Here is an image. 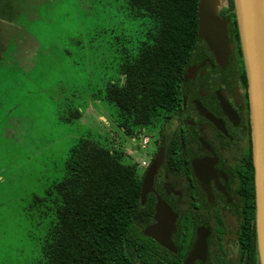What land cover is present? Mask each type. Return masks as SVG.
Returning <instances> with one entry per match:
<instances>
[{"label":"rangeland","instance_id":"374dc122","mask_svg":"<svg viewBox=\"0 0 264 264\" xmlns=\"http://www.w3.org/2000/svg\"><path fill=\"white\" fill-rule=\"evenodd\" d=\"M130 11L125 0H0L2 40L22 29L15 51L9 47L0 59V264L40 261L56 184L80 139L123 162L150 155L143 139L157 140L163 112L124 132L106 95L144 39Z\"/></svg>","mask_w":264,"mask_h":264},{"label":"flooded vegetation","instance_id":"af4514ba","mask_svg":"<svg viewBox=\"0 0 264 264\" xmlns=\"http://www.w3.org/2000/svg\"><path fill=\"white\" fill-rule=\"evenodd\" d=\"M218 14L228 20L227 63L220 65L198 37L179 85L180 101L163 113L157 140L147 138V166L159 149L162 159L140 200L147 219L139 229L147 240L139 243L141 252L132 250V264H183L198 239L203 244L191 264H260L248 80L233 0H221ZM21 30L7 33L5 41L0 36V59L9 47L15 51ZM158 199L174 224L165 243L143 233L155 222Z\"/></svg>","mask_w":264,"mask_h":264},{"label":"trees","instance_id":"16d2710c","mask_svg":"<svg viewBox=\"0 0 264 264\" xmlns=\"http://www.w3.org/2000/svg\"><path fill=\"white\" fill-rule=\"evenodd\" d=\"M125 2L145 35L135 55L122 64L121 83L106 89L124 118V132L131 122L152 124L160 112L178 104L183 72L199 41L198 0ZM141 179L137 164L123 162L96 141L80 139L56 184L55 219L38 264H132V250L141 252L139 243L147 240L139 229L147 219L141 212Z\"/></svg>","mask_w":264,"mask_h":264},{"label":"water","instance_id":"95a60500","mask_svg":"<svg viewBox=\"0 0 264 264\" xmlns=\"http://www.w3.org/2000/svg\"><path fill=\"white\" fill-rule=\"evenodd\" d=\"M240 48L248 80L254 178L256 194V238L259 263L264 264V0H233ZM221 0H198L197 35L213 52L215 60L222 66L227 63L231 43L227 36L226 18L218 14ZM162 159L159 149L146 167L140 185V200L144 201L151 189L153 176ZM165 204L158 199L155 205V222L146 226L143 233L154 240L165 243L173 228V221L165 213ZM166 226L168 227L166 229ZM166 231V232H165ZM203 244L198 239L195 249L183 264H191Z\"/></svg>","mask_w":264,"mask_h":264},{"label":"built area","instance_id":"2783aa9c","mask_svg":"<svg viewBox=\"0 0 264 264\" xmlns=\"http://www.w3.org/2000/svg\"><path fill=\"white\" fill-rule=\"evenodd\" d=\"M146 141H147V138L145 137L143 139L144 144L142 143V147L147 150L146 144H145ZM147 164H148V158H144L143 160H140V162H138L137 165L139 168H145L147 166Z\"/></svg>","mask_w":264,"mask_h":264}]
</instances>
